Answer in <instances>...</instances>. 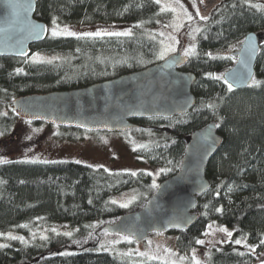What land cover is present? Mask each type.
<instances>
[{
	"label": "trees",
	"instance_id": "16d2710c",
	"mask_svg": "<svg viewBox=\"0 0 264 264\" xmlns=\"http://www.w3.org/2000/svg\"><path fill=\"white\" fill-rule=\"evenodd\" d=\"M216 1L217 7L197 36L195 56L181 69L197 77L192 88L196 106L172 119L134 120L139 127L132 131L144 141L134 148V154L160 168L163 182L179 172L187 139L216 122L224 142L206 169L211 187L198 200L201 218L187 232L168 234L177 237L179 251L185 252L194 248L208 224L215 222L233 229L235 238L246 239L256 251L242 252L229 246L213 252L211 264H254L255 256L264 252L260 244L264 239V8H249L242 0ZM164 17L154 0H39L35 13V18L48 27L55 21L83 25L137 23L150 29ZM250 33L260 37L254 77L258 83L229 92L223 80L212 79L209 73L220 76L231 69L238 54L231 49ZM158 51L159 43L138 31L130 36L80 39L48 36L33 45L30 54L59 58L50 63L33 62L29 57L0 58V139L6 138L17 122L24 121L13 110L14 99L81 89L134 73L159 63ZM16 69L23 71L17 73ZM210 104L214 107H208ZM151 179L145 172L130 176L129 172L74 162L0 164V240L2 236L29 235L30 226L38 220L68 224L79 229L82 240L85 238L74 242L67 235L50 234L47 239L31 241L9 239L2 243L8 246L0 248V264H134L90 248L96 230L88 225L100 220L113 223L128 213L110 199L143 189Z\"/></svg>",
	"mask_w": 264,
	"mask_h": 264
},
{
	"label": "water",
	"instance_id": "95a60500",
	"mask_svg": "<svg viewBox=\"0 0 264 264\" xmlns=\"http://www.w3.org/2000/svg\"><path fill=\"white\" fill-rule=\"evenodd\" d=\"M38 1L0 0V58H27L31 47L48 37L47 24L35 18ZM259 51V35L248 34L236 64L223 75L234 89L252 83ZM188 62L189 58L178 51L143 70L85 88L18 97L12 107L28 122L88 132H127L139 127L134 120L172 119L196 106L192 88L197 77L181 70ZM223 142L216 122L193 133L186 141L179 172L161 182L142 208L124 214L100 231L120 234L136 244H143L152 235L189 231L201 218L198 200L211 187L206 169Z\"/></svg>",
	"mask_w": 264,
	"mask_h": 264
},
{
	"label": "rangeland",
	"instance_id": "374dc122",
	"mask_svg": "<svg viewBox=\"0 0 264 264\" xmlns=\"http://www.w3.org/2000/svg\"><path fill=\"white\" fill-rule=\"evenodd\" d=\"M254 4L264 6V0H252ZM216 0H161L160 7L167 8L162 11L165 14L163 21L155 28L143 29L140 24H109V25H83L77 23L55 24L59 29L67 27L70 31L78 34L96 31L106 32H126L131 30L132 35L138 31H144L145 34L154 38L159 43V51L156 60L161 62L171 55L181 51L184 55L185 49L195 45L197 47V36L203 29L205 22L209 19L213 9L217 7ZM180 5L183 6L181 9ZM175 9L171 11L170 9ZM264 8V7H262ZM185 11L193 16L189 21L184 14ZM199 11L200 16L196 15ZM204 16L207 19H201ZM139 25V27H137ZM167 25V27H165ZM54 25L48 27V36ZM199 28L197 32L195 29ZM163 33V35H161ZM108 36V35H105ZM104 37V36H101ZM171 46L173 51L165 52L163 59L159 53L164 51L166 47ZM241 44L232 48L239 52ZM39 54L43 61H53L59 59L55 55L32 53L28 57ZM195 56L192 55L188 58ZM238 57L235 55V59ZM224 74V73H223ZM221 74L220 76H223ZM38 131H33V130ZM31 136V139L27 137ZM143 140L137 138L132 130L127 132H88L76 129H63L48 125H35L32 123L17 122L12 132L4 139H0V159L7 161L29 162V163H59L80 161L78 164L91 166L94 168H107L124 172H145L151 173V182L143 189L129 190L124 193L114 195L110 201L115 200L116 205L127 204V207H121L126 212L138 210L151 194L161 184V169L150 166L134 154V148L142 145ZM153 183L158 187H153ZM150 196V197H149ZM111 222L93 221L88 226L96 230V236L90 242L91 247L97 252L109 253L118 258L129 260L134 264H144L150 261H159L166 264H192V256L195 254L201 264H211L212 253L217 250H223L226 247L233 246L237 251L247 252L251 248L244 238H235L233 229L226 226L211 222L212 229L207 230L199 240H203V244L196 246L188 251L180 252L177 247V237L173 235L162 234L152 235L143 244H136L132 239L123 237L120 234H110L101 232V228ZM30 233L23 237L25 241L36 240L41 237H48L50 234H63L70 232L74 242L85 241L79 237V229H72L65 223H47L38 220L33 226H30ZM227 229L232 232V236L228 237L224 232L218 229ZM55 229V232L52 231ZM10 236V235H9ZM9 236H2L0 244L9 242ZM12 236V235H11ZM17 236V235H15ZM42 239V238H41ZM235 240H241L242 243L237 245ZM96 247H93L96 245ZM103 245V247H101ZM247 245V247L245 246ZM254 264H261L264 260V252L255 256Z\"/></svg>",
	"mask_w": 264,
	"mask_h": 264
},
{
	"label": "snow or ice",
	"instance_id": "6c2138e0",
	"mask_svg": "<svg viewBox=\"0 0 264 264\" xmlns=\"http://www.w3.org/2000/svg\"><path fill=\"white\" fill-rule=\"evenodd\" d=\"M176 2L179 3V0H176ZM200 2L203 3V0H200ZM154 3L160 4L161 3V0H154ZM242 3H247L249 8H256L258 11L261 10L262 7H264V6H261L259 4H253V3H251V0H242ZM180 7H181V9H183V6L182 5H180ZM233 7H235V5H233ZM166 8H167V6L162 7L161 8V11H164ZM170 10L171 11H175L174 8L173 9H170ZM184 14L187 16V19L189 21H191L193 19V16L190 15V14H188L186 11H185ZM196 15L197 16H200L199 11L196 12ZM200 18L201 19H207V17H204V16H201ZM53 25H54V27L52 28V31H51V36L53 38L59 37V36H70V37H76L77 39H80L82 37H101V36H105V35H108V36H130V35H132L131 30L126 31V32L96 31V32H87V33H83V34H78V33L74 32V31H70L67 27H65L63 29H59L58 26H55V21H53ZM137 27H139V25H137ZM165 27H167V25ZM41 31L44 32V31H47V29H41ZM195 31L199 32L200 29L197 28V29H195ZM161 35H163V33H161ZM173 50H174V48L171 47V46L166 47L164 51H161L159 53L160 58L161 59L164 58L165 52H170V51H173ZM194 54H196L195 45L191 46L188 49H185V51H184V56L185 57H190V56H192ZM206 55H208L209 58H213L211 53H207ZM32 60H33V62H44L43 61V58L40 57L39 54L34 55L32 57ZM48 62L50 63L51 61H48ZM22 71H23L22 69H16V72L17 73H20ZM209 77L212 78V79L218 80V81L219 80H223L224 83L227 85L228 91L229 92L233 91V83L230 82V80H229V78L227 76H225V77L213 76L211 73H209ZM250 78L252 80V84L250 86H254V85H256L258 83L254 77H250ZM208 107L212 108V107H214V105H211L210 104V105H208ZM33 131L35 132V131H38V130H35L34 129ZM0 134H2V133H0ZM27 138L28 139H31V136H29ZM76 162L77 163H80V161H76ZM7 163H9V161L0 159V164H7ZM44 163H47V161H44ZM148 174L151 175V173H148ZM129 175L130 176H136L137 173L133 171V172H130ZM152 186L153 187H158V185H156L155 183H153ZM228 191L231 192L232 189L229 188ZM216 195H219V193L217 192ZM111 202L113 204L116 203L115 200H113ZM121 207H127V204H121ZM205 207L207 208L208 206L205 205ZM215 211L222 212L223 209L222 208H216ZM212 227L213 226L211 224L208 225V228L209 229H212ZM218 230L221 231V232H224L226 234V236H228V237H231L232 236V232L231 231H228L227 229L221 228V229H218ZM52 231L55 232V229H52ZM208 234L209 233H205V235H208ZM64 235L70 236L71 233L70 232H66V233H64ZM8 238L9 239H12V240H21V241H23V237H19V236H11L10 235ZM41 238L42 239H47V237H41ZM125 239H128V238L126 237ZM195 243L196 244H203L204 241L197 239L195 241ZM235 243L237 245H240L242 243V241L241 240H235ZM260 244L261 245H264V239H262L260 241ZM7 246L8 245H6V244H0V248H6ZM245 246L247 247V245H245ZM101 247H103V245ZM250 251L253 252V253H255L256 249L255 248H251ZM173 264H175V262H173ZM192 264H201L200 260L197 259V257L195 256V254L192 256ZM261 264H264V260L261 261Z\"/></svg>",
	"mask_w": 264,
	"mask_h": 264
}]
</instances>
